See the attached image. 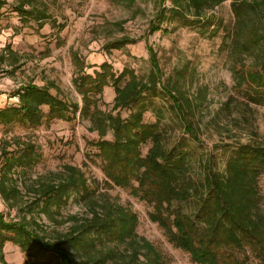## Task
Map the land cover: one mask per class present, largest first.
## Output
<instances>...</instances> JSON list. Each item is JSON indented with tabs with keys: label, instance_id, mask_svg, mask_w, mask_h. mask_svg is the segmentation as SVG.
I'll return each mask as SVG.
<instances>
[{
	"label": "trees",
	"instance_id": "1",
	"mask_svg": "<svg viewBox=\"0 0 264 264\" xmlns=\"http://www.w3.org/2000/svg\"><path fill=\"white\" fill-rule=\"evenodd\" d=\"M160 1V21L163 18L194 25L206 22L202 17L205 7L227 0H172L170 7L163 4L165 0ZM26 3L32 0H22L17 7L24 22L46 17L34 8L26 9ZM231 5L235 18L233 52L241 57L242 53L263 49L264 0H231ZM160 23L151 22L149 33H169ZM139 40L140 37L124 35L109 41L105 49L121 50ZM145 40L152 65L147 79L128 67L117 72L108 61L90 73L87 71L90 65L75 51L73 84L82 97V105L60 96V88L53 81L47 85L28 81L16 91L17 103L0 108V124L36 126L44 117L47 121L72 120L80 112L98 132L99 138L93 145L99 150L108 183L129 187L133 196L150 204L151 220L193 262L239 264L235 252L247 249L264 260V206L258 192V179L264 173V144H240L224 171L213 169L211 160H205L202 177H194L188 154L165 145L161 120L144 122L149 103L145 97L159 92L167 98V107L182 120L185 129L196 137L189 116L191 101L180 92L178 80H164L154 45L148 38ZM256 58L251 64L237 60L232 76L238 94L250 102L264 104V52ZM177 73L183 76V72ZM106 86L115 91L110 110L100 106ZM44 107L48 108L47 113ZM122 109L130 110L127 117L122 116ZM109 132L111 139L107 137ZM149 142L151 146L143 155L142 146ZM36 162L35 145L26 142L20 150L6 155L0 166V197L7 207L18 211L17 220L7 219L0 208V264H10L3 252L6 242L18 245L26 253L25 264H164L146 241L140 243L136 238L135 216L128 219L122 212L120 217L112 211L102 213L96 210L95 201L91 204V216L86 219L71 216L74 222L68 231L47 237L33 213L56 219L72 195L79 200L91 199L92 185L79 167L70 165L58 173H50L57 176L55 179L39 175L29 184L22 182L21 175L27 174ZM22 187L28 198L29 193L34 195L31 201L25 199ZM23 202L26 206H22ZM186 203L193 204L192 212L183 208ZM106 243L112 245L106 247ZM122 244L126 249H120ZM146 251H152L153 257ZM143 254L145 263L140 259Z\"/></svg>",
	"mask_w": 264,
	"mask_h": 264
},
{
	"label": "rangeland",
	"instance_id": "2",
	"mask_svg": "<svg viewBox=\"0 0 264 264\" xmlns=\"http://www.w3.org/2000/svg\"><path fill=\"white\" fill-rule=\"evenodd\" d=\"M21 1L0 0V108L17 103L15 93L28 81L39 85L53 81L60 88V96L82 105V97L73 84L75 51L90 65L87 68L90 73L108 61L117 72L128 67L140 78L147 79L152 68L145 40L148 38L157 52L164 80H178L180 92L191 101L192 114L189 116L196 137L185 129L182 120L167 107V98L159 92L145 97L149 103L144 122L161 120L165 145L183 149L188 154L194 177H202L205 160H211L213 169L224 171L228 159L240 144H264V104L250 102L238 94L232 76L237 60L254 63L256 55L264 52V48L242 53L241 57L233 52L235 18L231 0L205 7L202 17L206 22L194 25L179 20L168 22L163 18L160 21V0H32L25 8H34L46 17L30 19L26 23L17 10ZM163 4L170 7L172 0H165ZM153 21L161 22L169 33H149ZM124 35L141 40L121 50L105 49L109 41ZM178 71L183 72V76H178ZM51 90L57 92L54 87ZM114 96V88L106 86L101 108L112 109ZM43 110L47 113L48 108ZM129 113V109L121 110L123 117ZM107 137L111 139L112 133L109 132ZM98 138L90 120L80 112L72 120L47 121L44 117L36 126L0 124V166L6 155L20 150L26 142L35 145L37 162L27 174L21 175L22 182L29 184L39 175L55 179L57 176L50 173H58L70 165L79 167L92 185L91 199L79 200L72 195L56 219L35 211L34 217L43 233L52 238L68 231L74 222L71 216L80 219L91 216V204L95 201L96 210L102 213L112 211L120 217L122 212L128 219L135 216L136 238L140 243L146 241L164 264H198L187 252L175 247L164 230L151 220L153 207L150 204L133 196L129 187L108 183L99 150L93 145ZM150 146L151 142L142 146L143 155ZM18 183L22 185L20 178ZM22 189L25 199L31 201L34 195L29 193L28 198V193ZM258 192L264 206V173L258 179ZM182 206L187 212L193 211L192 203ZM0 208L7 219H18V211L7 207L1 197ZM108 244L111 243H106V247ZM3 252L10 264H25L28 259L26 253L12 242L4 244ZM146 253L153 257L152 251ZM235 253L239 264H264V260L249 249ZM140 259L145 263V254Z\"/></svg>",
	"mask_w": 264,
	"mask_h": 264
}]
</instances>
